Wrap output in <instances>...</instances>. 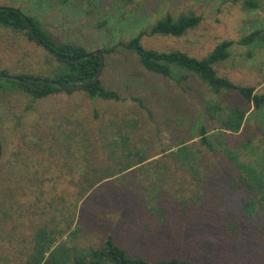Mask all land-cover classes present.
Masks as SVG:
<instances>
[{
    "label": "rangeland",
    "instance_id": "1",
    "mask_svg": "<svg viewBox=\"0 0 264 264\" xmlns=\"http://www.w3.org/2000/svg\"><path fill=\"white\" fill-rule=\"evenodd\" d=\"M4 5L21 8L25 14L36 17L63 43L83 46L89 52L112 48L110 54L103 56L106 66L100 80L123 100L91 99L84 91H76L33 103L16 85L0 79V87H7V94H21V97L13 94L6 97L15 101L14 114L22 121L21 125H15L12 118L10 128L2 129L1 133L5 142L0 158V264H26L34 254L36 234L45 232L39 244L47 248L50 240L44 229L53 239L45 259L58 246H64L47 260L50 264L72 263L77 255L84 253L79 248L98 249L109 234L133 257L150 261L180 258L210 264H264V224L248 223L250 218L242 211L243 197L231 188L238 170L224 157L221 147L216 145L218 154L211 153L207 183L196 186L204 194L206 187L214 190L215 199L205 204L213 211L220 209L221 215L205 218L204 208L193 207V213L185 214L181 220L176 218L178 225L169 234L168 230L147 229V222L151 224L152 220L150 214L145 221L141 210L122 208L127 199L140 200L143 190L152 184V179L141 174L140 168L106 179L90 191L85 178L99 180L100 176L86 172L85 177L84 173L92 161L89 154L94 151L93 146L97 150V160L92 161L94 167L103 165L120 170L118 162L109 161L111 150L104 136L108 140L131 136V150L139 145L153 153L174 146L180 139L193 138L203 124L207 125L210 137L218 136V123L206 114L205 100L248 108L240 139L251 142L241 153V160L260 161L264 151V110L248 107L233 93L222 102L196 79L177 84L153 75L143 68L135 54L117 44L134 37L166 13L193 12L203 18L196 30L182 38L145 37L142 43L147 49L179 50L202 58L221 42L238 41L257 29L264 30V0L257 11L245 9L238 0H135L131 4L118 0H91V3L0 0V6ZM230 53L229 61L218 67L219 74L237 85L252 86L256 93H264V43L252 47L234 45ZM48 59L53 63L56 60L25 35L0 27V71L9 70L10 76L15 73L49 76L52 67L46 64ZM1 92L0 113L13 115L8 112ZM51 127L79 132V138L83 139L73 141L65 132L57 131L52 146L47 135ZM194 141L199 143V138ZM116 151L122 152L119 148ZM187 183L188 190H195V182L189 179ZM100 187H103L101 191ZM61 213L69 214L67 220L60 219ZM234 224L238 225L236 229ZM164 236L171 238L163 240Z\"/></svg>",
    "mask_w": 264,
    "mask_h": 264
},
{
    "label": "trees",
    "instance_id": "2",
    "mask_svg": "<svg viewBox=\"0 0 264 264\" xmlns=\"http://www.w3.org/2000/svg\"><path fill=\"white\" fill-rule=\"evenodd\" d=\"M5 1L10 2L11 0ZM86 1L91 3V0ZM118 1L131 4L135 0ZM238 1H242L245 9L252 11L259 10L261 4V0ZM202 21L203 18L193 12L180 13L178 15L166 13L154 23L142 28L134 37L127 41H120L117 46L135 54L143 68L153 75L168 78L177 84L196 79L205 85L209 92L215 97L221 99L222 102L228 98V95H232L231 93H233L237 95L239 100L245 101L248 107L252 105L256 111L264 110V93H256V88L252 86L237 85L229 78L221 76L218 71V67L224 65V63L228 62L231 58L230 49L232 46L252 47L259 42L264 43V30L257 29L243 36L238 41L231 40L221 42L209 54L202 58L191 56L179 50L159 52L157 50L145 48L142 43L145 37L170 36L182 38L189 32L196 30ZM29 26L32 28L37 38L47 48L55 52V54L49 52L48 54L56 59V64L55 62H51L50 59L46 60V64L52 67L51 76H41L33 73H15L13 75L14 77L28 83L7 79V82L11 83L12 86L16 85L19 90L25 92L33 103L62 92L72 94L76 91H84L91 99H102L106 101L123 100L117 92L105 88L102 85L100 77L97 81L91 82L100 69L102 58L100 55L95 54V52L87 51L83 46L70 42L63 43L55 39L54 36L46 30L39 19L25 14L21 8L9 5L0 6L1 28L17 35H25L27 39L40 45L34 39ZM112 51V48L103 49V56L110 54ZM249 56H252L251 52H249ZM104 66L106 65L104 64ZM9 73L10 71L6 69L0 71V75H9ZM46 80L56 81L64 86H73V88L61 89L55 85H38ZM15 88L13 87V89ZM1 89L4 90L3 93ZM8 89H11V87H8ZM0 92L4 95V101L6 102L8 112L13 114L2 115V113H0V154L2 155L5 142V139L1 136L2 129L6 130L10 128L9 124L12 122V118L16 121L15 125H21L22 121L20 117H16L14 114L15 109L13 110V108L15 101L11 98L17 95L21 97V94L10 92V90V94H7V87L3 88L2 86L0 87ZM11 94L13 95L11 96ZM9 95L11 97L8 99L6 96ZM133 100L137 101L145 108L140 99L135 98ZM16 103H18V99H16ZM204 103L206 114H208L212 121L218 123L216 127V129H218L216 130L218 136L214 138L210 137L208 135L207 125L203 124L200 131L192 135L193 138L180 139L174 146H170L157 153H153L150 148L145 149L139 145L135 146V150H131L129 145L132 137L128 135L120 136V138L112 140H108V137L104 136L108 149L111 150L109 161L113 160L114 163L118 162L120 170L115 171L114 168L105 167L103 165L94 167L92 161L97 160V150L96 147L93 146L92 148H94V151L91 154L88 152L92 161H90L87 166L89 169L85 170L84 173L85 177L86 172L87 175L91 174L96 177L99 175L100 177L99 180L87 179L86 177L85 181L89 182L87 190L90 191L97 184H101V182L106 179L113 178L131 169L140 168L141 174L152 179V184L143 190V195L139 197L140 200L135 199L132 201L131 199H127L122 208L129 209V211L141 210L143 219L147 218V215L150 214L152 217L151 224L147 222V229H149V231L168 230V234L174 233L173 229L178 225L176 218L181 220L182 217H185V214L193 213L195 210L193 207L197 209L204 208L206 212L203 214V217L205 218L212 215L216 217L221 215L222 212L220 209L213 211L212 207L208 209L209 206L205 204V202L211 203V201L215 199L214 190L206 187L204 188L206 194L196 190L197 185L207 183V179L210 176L208 168L210 166L211 153L218 154V148L221 147L224 157L231 160L238 170L237 176L234 177L235 181L231 183V188L240 193L243 197V199L241 198V204H243L242 211L250 218L248 223L250 221L253 226H258L256 221H258V224H264V151L261 152V156H259L260 161L254 160L250 162L241 160V153L250 147L251 142V140L243 142L240 139V131L249 110L248 108L224 106L221 105L219 101L211 102L205 100ZM16 106L15 104V108ZM30 107H32V105ZM57 131L61 133L65 132L73 141L76 140L80 142L83 139L79 138V132L75 134L72 130L51 127L50 131H47V135L48 138L51 137L52 139L50 140L52 146L55 145L54 138ZM195 138H199V143L194 141ZM143 141L146 143L145 139H143ZM40 142L44 144V140H40ZM148 143L151 144L149 141ZM114 145L115 149H113ZM216 145L219 147H216ZM40 147L42 146L40 145ZM117 148L122 150L121 154H117ZM203 148L209 152H205ZM91 166L93 167L90 168ZM177 174H180V176L177 177ZM189 179L196 183L195 190H188L186 184H188L187 182ZM102 188L103 187H100L99 190L101 191ZM194 214H196V212H194ZM68 215L66 216L61 213L60 219L67 220ZM232 226H234L235 229L238 227L237 224ZM155 228H158V230H155ZM262 228L264 231V227ZM44 230L50 240L47 246L48 249L46 246L44 248L39 244V242H41L39 241L41 234L46 235L45 232L41 231L42 233L36 234L35 236L34 254L30 256L26 264H50L47 260L52 257V254L56 252V250L64 248L63 245L58 246L52 251L50 256L45 259V254L50 250L49 248L52 245L53 239L50 232H47V229ZM263 231L261 233H263ZM169 238H171V236L162 237L163 240H169ZM75 248L76 247L72 249ZM76 249H78V247ZM78 250L84 253L77 255L72 263L68 262V264H210L203 261L196 262L180 258L150 261L143 257H133L128 250L116 240V237L110 234L105 241L102 242L100 248L95 249L90 247L86 249L81 247Z\"/></svg>",
    "mask_w": 264,
    "mask_h": 264
},
{
    "label": "water",
    "instance_id": "3",
    "mask_svg": "<svg viewBox=\"0 0 264 264\" xmlns=\"http://www.w3.org/2000/svg\"><path fill=\"white\" fill-rule=\"evenodd\" d=\"M29 29H30V31H31V33H32V35H33V37H34V39L44 48V49H46L49 53H51V54H55V52H53L52 50H50L49 48H47L38 38H37V36L33 33V31H32V28L29 26ZM95 54H97V55H100L102 58H101V65H100V69H99V71H98V73H97V75L95 76V78L91 81V82H95V81H97L98 79H99V77H100V74H101V71H102V68H103V66H104V59H103V53H102V51L101 50H99V51H96L95 52ZM2 78H4V79H10V80H17V81H21L22 83H28V82H26V81H24V80H20L19 78H17V77H14V76H10V75H0V79H2ZM39 86H45V85H55V86H57V87H59V88H61V89H66V88H73V86H64V85H62V84H60V83H58V82H56V81H52V80H46V81H44V82H42V83H39L38 84ZM0 149H1V146H0ZM0 156H1V154H0Z\"/></svg>",
    "mask_w": 264,
    "mask_h": 264
}]
</instances>
